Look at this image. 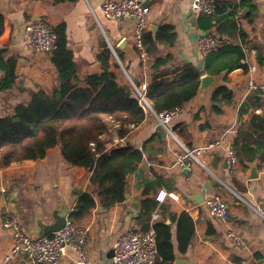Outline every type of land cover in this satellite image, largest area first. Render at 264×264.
Here are the masks:
<instances>
[{
  "label": "crops",
  "instance_id": "obj_1",
  "mask_svg": "<svg viewBox=\"0 0 264 264\" xmlns=\"http://www.w3.org/2000/svg\"><path fill=\"white\" fill-rule=\"evenodd\" d=\"M103 1L0 0V15L3 17L0 47L6 49V58L17 59L16 86L0 90V117L12 106L28 101L31 91L50 92L58 84V69L50 54L35 52L26 43V27L38 17L45 18L57 29L64 28L80 78L103 71L98 55L107 46L114 48L121 57L119 61L113 54L110 58L111 71L119 85L130 88L131 81L138 85L149 83L152 57L148 56V62H143L132 45V22L106 18L101 11ZM192 3L193 0L147 1L152 8L147 32L155 36L160 26L173 25L177 33L174 45L161 44L158 55H171V66L190 63L198 66L205 56L197 51L196 39L202 33H214L228 37L230 44H244L248 70L236 68L214 75L216 84L209 91L203 96L197 93L184 104L181 113L172 120L173 130L178 124L187 126L181 137L174 131L178 140L166 134L163 136L157 119L150 113H146L145 119L122 138L117 134L118 125L110 122L103 139L111 140L110 148L131 146L141 149L150 138L158 133L161 135L163 152L147 159L141 166L146 177L158 174L166 179L157 193V196L165 197L157 199L159 207L153 214H159L154 222H163L170 227L171 251H168L173 256L171 260L158 264H264V219L255 211L264 195V161H246L237 171L231 172L225 145L203 154L201 164L195 163L190 172L175 164L180 144L187 146L185 140L191 143L192 148L197 147L215 140L227 129L231 130L230 138L234 140L240 122H244V128L252 130L254 115L264 114V91L249 87L250 82L264 83V0H250L251 6L244 5L241 9L238 24L247 34L244 41L241 37L221 34L219 25L202 28L200 13L193 10ZM246 8L248 12L243 15ZM252 8L255 16L250 21L248 14ZM123 40H128V43L124 50H119L118 45ZM3 78L4 72L0 70V83ZM220 85L232 90L233 101L225 103L223 112L217 114L211 108V93ZM242 104L245 113L240 117ZM259 135L264 140V132ZM252 170H256L255 177ZM90 176L86 169L65 160L60 145L48 149L44 158L14 162L0 168V262L13 244L10 231L4 227L6 219L16 217L23 231L36 237L39 219L51 223L57 209L69 217L80 194L88 190ZM213 193H219L228 201L231 225L244 235L246 247L230 241L226 236V226L209 214L204 200ZM126 195L125 201L110 208L97 201L96 208L79 225L76 224L88 228L93 264H113L108 254L114 240L127 228L137 226L136 217L144 199L137 172L129 177ZM136 201L139 208L133 206ZM182 213H186L194 223V232L185 247L184 240L190 230L186 224L180 223ZM77 261L78 255L69 249L60 264H77ZM14 264L31 263L27 257L21 256Z\"/></svg>",
  "mask_w": 264,
  "mask_h": 264
},
{
  "label": "trees",
  "instance_id": "obj_2",
  "mask_svg": "<svg viewBox=\"0 0 264 264\" xmlns=\"http://www.w3.org/2000/svg\"><path fill=\"white\" fill-rule=\"evenodd\" d=\"M244 5L251 6L250 0H216V12L212 15L200 13V25L205 29L219 25L221 34L241 37L244 41L247 34L238 24V16ZM254 13L252 8L248 14L250 21H253ZM2 31L3 17L0 15V35ZM57 34L58 47L50 56L58 69V84L50 92L31 91L28 101L12 106L0 117V168L14 162L44 158L48 149L60 145L68 163L91 173L88 190L80 194L69 215L77 225L96 208L97 201L105 208L125 201L129 177L137 172L144 199L135 228L140 231L153 228L158 247L155 264L169 261L173 256L168 251H171L170 227L163 222L152 221V214L159 207L156 196L166 179L158 174L146 177L141 167L147 159L163 152L161 135L158 133L150 138L141 149L131 146L110 148L111 140L103 139V135L109 131V123L118 125L117 134L122 138L145 119L146 112L132 96L131 89L117 82L111 71L112 52L109 47L104 46L98 55L103 71L82 79L62 26L57 29ZM143 39L145 50L153 60L146 94L157 112L182 107L196 97L204 73L218 75L236 68L248 70L244 44H227L205 55L204 65L199 68L191 63L171 66V55H158L161 44L172 46L176 42L177 33L173 25L160 26L155 36L146 32ZM6 52L5 48L0 47V70L4 72L0 90L16 86L17 59L6 58ZM232 101L233 92L226 85L213 89L211 108L215 113L221 114L223 105ZM239 113L240 117L244 116V104ZM251 127L252 130H248L244 128V122H240L233 141L240 165L256 159L261 163L264 161V140L259 135L264 132V114L254 115ZM186 128L185 124H178L174 131L181 137ZM185 141L187 147L191 148V143ZM92 142L94 147L91 146ZM180 218V223L186 224L190 230L184 240L185 247L191 240L194 223L186 213H182Z\"/></svg>",
  "mask_w": 264,
  "mask_h": 264
},
{
  "label": "built area",
  "instance_id": "obj_3",
  "mask_svg": "<svg viewBox=\"0 0 264 264\" xmlns=\"http://www.w3.org/2000/svg\"><path fill=\"white\" fill-rule=\"evenodd\" d=\"M147 1L104 0L101 5V11L106 18L119 22H132V45L144 63L148 62L149 55L144 47L143 36L149 28L152 13V8ZM192 8L195 12L212 15L216 12V0H193ZM26 43L35 52L50 54L58 47L57 28L43 17L33 19L26 27ZM230 43L228 37L214 33H202L196 39V49L205 56ZM110 49L119 61L116 50L112 47ZM249 87L251 90L264 91V83L250 82ZM130 89L132 96L138 100L145 112L157 119L163 132L178 140L172 127V120L181 113L182 107L157 112L147 98L146 84L138 85L131 81ZM230 133V129L224 130L215 140L193 148L180 144L181 149L176 153L175 164L190 172L195 163L201 164L200 157L203 154L227 145L228 167L231 172L237 171L240 161ZM91 146L94 147L95 144L92 142ZM164 197L165 195L161 198L159 194L157 199L163 200ZM204 203L211 217L226 226L227 238L239 247H246L247 240L244 235L231 225L228 201L219 193H213L205 198ZM255 211L264 219V195L261 203L255 207ZM158 217L159 214L154 213L152 221ZM4 227L10 231L13 244L10 250L3 255L0 264H14L21 256L27 257L31 264H60L69 249L78 255L77 264H93L89 253L88 228L77 226L68 216L66 224L59 231L38 238L25 233L19 220L14 216L4 221ZM112 248L114 251L113 264H155L158 256L156 232L153 228L140 231L133 226L129 227L117 236Z\"/></svg>",
  "mask_w": 264,
  "mask_h": 264
},
{
  "label": "water",
  "instance_id": "obj_4",
  "mask_svg": "<svg viewBox=\"0 0 264 264\" xmlns=\"http://www.w3.org/2000/svg\"><path fill=\"white\" fill-rule=\"evenodd\" d=\"M246 12H248V8L244 9L242 14L244 15ZM127 43H128V40H123L118 45V49L124 50ZM203 65H204V59H201L199 61L198 67L202 68ZM215 84H216V78L214 77V75H211V74L203 75L201 77V82H200V86H199V90H198L199 95L203 96L204 93L206 91H209L212 88V86H214ZM159 129L162 130V127L159 126ZM163 136H165L164 132H163ZM252 175H253V177L256 176V170H252ZM75 191L79 192V190H75ZM126 197L128 198V195H126ZM133 206L135 208H139V202L138 201L134 202ZM99 210H101V211L103 210L102 206L99 207ZM66 220H67V216L61 214V210H59V209H57L53 212L51 223H45V222H43L42 219H39L38 220L39 233L36 237L37 238L42 237L44 235H48V234L54 233L56 231H59L66 224ZM113 254H114V251L112 248L110 250L108 256L112 258Z\"/></svg>",
  "mask_w": 264,
  "mask_h": 264
}]
</instances>
